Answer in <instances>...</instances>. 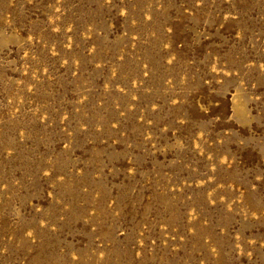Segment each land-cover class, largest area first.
Masks as SVG:
<instances>
[{"label": "rangeland", "instance_id": "rangeland-1", "mask_svg": "<svg viewBox=\"0 0 264 264\" xmlns=\"http://www.w3.org/2000/svg\"><path fill=\"white\" fill-rule=\"evenodd\" d=\"M0 264H264V0H0Z\"/></svg>", "mask_w": 264, "mask_h": 264}]
</instances>
